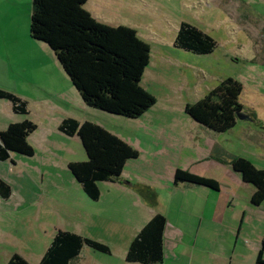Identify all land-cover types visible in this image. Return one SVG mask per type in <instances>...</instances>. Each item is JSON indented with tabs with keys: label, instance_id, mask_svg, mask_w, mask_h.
Returning a JSON list of instances; mask_svg holds the SVG:
<instances>
[{
	"label": "rangeland",
	"instance_id": "obj_1",
	"mask_svg": "<svg viewBox=\"0 0 264 264\" xmlns=\"http://www.w3.org/2000/svg\"><path fill=\"white\" fill-rule=\"evenodd\" d=\"M113 15L122 21L119 26L134 29L150 48L140 85L155 103L136 119L87 106L44 43L30 37L26 43L21 32L3 41L0 90L24 100L28 114L13 112L10 102L0 99V131L24 120L33 122L36 130L27 138L32 157L12 154L0 161V178L11 187L9 198L0 197V264H7L14 254L39 264L58 230L100 242L110 250L105 254L84 246L71 264H118L125 236L117 232L129 233L143 210L141 202L133 203V195L120 199L118 191L135 183L152 186L161 210L169 208L173 213L175 200L183 202L177 193L171 200V175L176 169L214 176L221 192L203 190L219 204L231 191L229 207L235 209L237 203L240 212L238 230L229 210L221 220L206 200L208 195L199 189L190 192L185 200L200 201L209 216L192 217L193 209L188 214L176 206L172 217L182 216L191 236L201 228L193 247L176 250L180 253L176 264H255L253 245L264 233V217L249 203L247 192L252 186L238 187L227 164L220 169L199 160L216 141L212 155L218 162L242 157L264 169V0H129L121 8L111 7L109 16ZM181 22L208 34L216 42L214 50L197 55L174 47ZM227 78L241 84L239 102L251 120L237 119L231 129L216 133L197 124L184 108ZM67 118L97 124L138 152L137 158L126 161L116 180L98 183L96 201L68 170L69 162H84L87 157L78 137L59 131ZM242 213L246 219L240 225ZM165 255L168 264L172 255L167 251Z\"/></svg>",
	"mask_w": 264,
	"mask_h": 264
},
{
	"label": "trees",
	"instance_id": "obj_2",
	"mask_svg": "<svg viewBox=\"0 0 264 264\" xmlns=\"http://www.w3.org/2000/svg\"><path fill=\"white\" fill-rule=\"evenodd\" d=\"M87 0H32L29 35L44 43L55 55L82 101L89 107L125 118L136 119L152 107L155 99L140 85L149 64V45L136 36L128 26L111 27L96 21L83 7ZM174 46L197 55L210 54L216 42L196 26L181 22ZM242 86L227 78L194 104H187L185 113L206 129L223 133L231 129L237 114L243 113L240 104ZM0 99L10 102L12 110L27 115V103L16 95L0 90ZM59 131L79 138L87 160L69 162L67 167L91 200L100 196L98 183L114 181L122 173L126 161L138 157V152L103 127L78 123L67 118ZM36 125L24 120L9 124L0 131V161L12 154L32 157L34 150L27 138ZM220 160V159H219ZM221 161V160H220ZM240 176L243 183L253 187L250 203L259 206L264 201V169L256 168L242 157L225 161ZM173 185L180 183L218 190V182L207 177L176 169ZM10 185L0 178V197L9 198ZM166 218L156 213L130 242L126 252L127 263L160 264L163 260V231ZM84 246L95 252L109 254V248L97 241L58 230L39 264H71ZM7 264H29L14 254ZM256 264H264L262 251Z\"/></svg>",
	"mask_w": 264,
	"mask_h": 264
},
{
	"label": "crops",
	"instance_id": "obj_3",
	"mask_svg": "<svg viewBox=\"0 0 264 264\" xmlns=\"http://www.w3.org/2000/svg\"><path fill=\"white\" fill-rule=\"evenodd\" d=\"M129 0H87L84 8L86 11H88L91 16L96 20L99 21L105 25L111 24L110 26H119L118 24H121L122 21L117 19L116 15L109 16V10L114 5L118 4V7L121 8L123 4H126ZM87 7V9H86ZM32 9V0H0V15L3 17L4 21V39L3 41H9L12 36H16L18 33L22 36V38L28 43V39H30L29 35V18L31 14ZM30 37V38H29ZM32 39V38H31ZM33 40V39H32ZM35 41V40H34ZM175 47V46H174ZM29 119H31L29 117ZM214 140V139H213ZM211 149L208 151V154L202 156V160L199 161H206V163H209L211 166L216 168H222L223 166H227L223 163L218 162L217 158L212 155V150L216 148V141L211 145ZM229 167V166H228ZM223 169V168H222ZM192 174H196L198 176L202 175L201 173H198L196 171H190ZM234 173V172H233ZM236 174V173H235ZM232 179H234L238 184V187H248L250 184L243 183L240 179V176L238 174H228ZM203 177L207 176V178L211 177V179L215 180L216 178L214 176H208L203 174ZM173 180V177L171 175V182ZM217 180V179H216ZM215 180V181H216ZM168 182L170 179L167 180ZM114 186H118L117 184H114ZM113 186V187H114ZM219 187V193L221 192V185L218 183ZM206 187L203 186H197V185H190L185 183H180L178 185H173V189L171 192V198L173 196V193H177L181 197V200L183 202L178 203V200H175L174 205L175 209L171 211L167 210H161L160 203H159V197H154L151 194V191L153 190L152 186H143L139 183H135V186H125L120 191H118V194L120 196V199H126V196L132 197L133 195V203L136 205H140L139 202H141L143 210L140 211V216L138 220L131 223L129 233L126 234L125 231H118L117 234L119 236L123 235L125 236L124 242H122V245H119V263L118 264H138V263H127L125 261V256L127 249L129 247L130 242L133 240V238L137 235V233L140 231V229L156 214L161 213L165 216L167 222L163 231V260L161 264H164L166 260L165 253L166 251L172 255V259L168 262V264H176V261L180 257V253L177 252L179 247L181 248H188L193 247L197 241H198V235L201 231V228L197 229L196 235L193 237L189 234L190 226L189 223L185 224L184 226L182 221V216H180V219L173 218L172 216L176 213L177 208H180L182 211H187L189 214V210L193 209L191 216L192 217H205L209 216L207 213H204L202 211L203 204L198 200H193L192 202L189 200H185L187 195H190L189 193L192 191H195L196 189H199L202 191L203 195H208L210 197V200L206 199L210 202V205L212 209L216 212L222 218L224 217L225 213L229 210L232 221H235L237 229L239 230V225L237 226L238 219L240 212L237 209V203H234V208H230L229 206H233V203H231V199H233V193L231 191L227 192L226 198L224 200H220L222 204H219L216 199L213 197V194H210L207 190H203ZM117 189V188H116ZM138 189V193H134L133 190ZM253 187L252 189L248 188V200L250 203V196L253 193ZM207 191V192H205ZM175 196V195H174ZM128 198V197H127ZM135 198L137 200H135ZM175 198H172L173 200ZM191 202V203H190ZM171 203V202H170ZM251 204V203H250ZM186 206V208H184ZM253 206V205H252ZM256 207L260 213L261 217H264V201L259 206H253ZM172 209V208H171ZM234 209V210H233ZM185 215V214H184ZM223 215V217H222ZM241 224H244L245 222V213L241 214ZM220 220V221H221ZM202 219H200L199 223L201 224ZM181 225H180V224ZM227 227V230H231L228 227V224L225 225ZM260 242L257 244L255 243L253 245L254 250L258 254V252L262 251V259L264 260V233L260 235ZM182 252V251H181ZM256 254V258H257ZM234 256H232L233 259ZM77 259V258H76ZM73 262V261H72ZM256 264V259H255Z\"/></svg>",
	"mask_w": 264,
	"mask_h": 264
},
{
	"label": "snow or ice",
	"instance_id": "obj_4",
	"mask_svg": "<svg viewBox=\"0 0 264 264\" xmlns=\"http://www.w3.org/2000/svg\"><path fill=\"white\" fill-rule=\"evenodd\" d=\"M3 39H4V21L2 15H0V52L3 48Z\"/></svg>",
	"mask_w": 264,
	"mask_h": 264
},
{
	"label": "water",
	"instance_id": "obj_5",
	"mask_svg": "<svg viewBox=\"0 0 264 264\" xmlns=\"http://www.w3.org/2000/svg\"><path fill=\"white\" fill-rule=\"evenodd\" d=\"M236 116H237V119H240V120H249L248 117L240 115V114H237Z\"/></svg>",
	"mask_w": 264,
	"mask_h": 264
}]
</instances>
